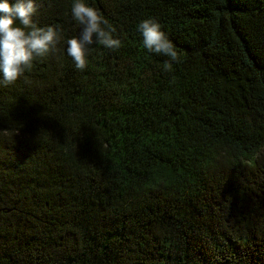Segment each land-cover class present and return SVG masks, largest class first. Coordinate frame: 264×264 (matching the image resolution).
<instances>
[{"label":"trees","instance_id":"obj_1","mask_svg":"<svg viewBox=\"0 0 264 264\" xmlns=\"http://www.w3.org/2000/svg\"><path fill=\"white\" fill-rule=\"evenodd\" d=\"M88 2L118 49L75 69L37 0L62 38L0 86V264H264V0Z\"/></svg>","mask_w":264,"mask_h":264},{"label":"clouds","instance_id":"obj_2","mask_svg":"<svg viewBox=\"0 0 264 264\" xmlns=\"http://www.w3.org/2000/svg\"><path fill=\"white\" fill-rule=\"evenodd\" d=\"M69 14L79 31L64 39V52L75 69L85 68L93 46L109 51L121 46L115 29L88 0H71ZM37 15V0H0V86L13 83L32 67L35 58L46 56L61 40V26L41 25ZM135 29L148 53L167 57L163 67L170 71L178 53L159 22L145 17L136 23Z\"/></svg>","mask_w":264,"mask_h":264}]
</instances>
